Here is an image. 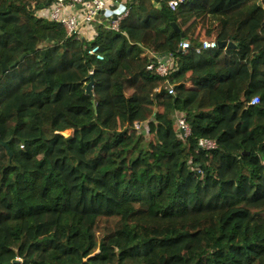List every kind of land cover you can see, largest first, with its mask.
I'll use <instances>...</instances> for the list:
<instances>
[{
    "label": "trees",
    "instance_id": "trees-1",
    "mask_svg": "<svg viewBox=\"0 0 264 264\" xmlns=\"http://www.w3.org/2000/svg\"><path fill=\"white\" fill-rule=\"evenodd\" d=\"M52 2L0 0V80L21 75L0 93V264H264V6L135 0L89 41L38 15Z\"/></svg>",
    "mask_w": 264,
    "mask_h": 264
},
{
    "label": "built area",
    "instance_id": "built-area-1",
    "mask_svg": "<svg viewBox=\"0 0 264 264\" xmlns=\"http://www.w3.org/2000/svg\"><path fill=\"white\" fill-rule=\"evenodd\" d=\"M135 0H53L52 4L38 10V15L43 16L51 21H56L63 24L67 35H76L83 39L92 41L96 38L97 27L105 25L108 29L119 30L120 22L129 16L133 8ZM156 7H161L162 0H153ZM188 0H167L169 8L176 11L180 5L186 3ZM45 12V13H44ZM107 22V24L105 23ZM85 32L87 34H85ZM83 36V37H82ZM217 40L205 39L202 48H198V52L206 49L217 47ZM190 43L183 41L181 48L188 49ZM99 45H92L88 48V53L95 56L99 60L104 59V55L100 52ZM152 57L157 58L152 60L148 65V69L154 70L159 75H168L171 62H167V57H161L151 53ZM165 89L169 93H175L173 85L166 84ZM161 87L155 89L160 92ZM261 103L259 96H254L249 105H257ZM153 116H157L158 108L156 107ZM179 128L184 131L187 137L190 134V127L186 119L176 114ZM142 122L136 123L140 125ZM200 146L210 149L216 146V142L212 139H201Z\"/></svg>",
    "mask_w": 264,
    "mask_h": 264
},
{
    "label": "rangeland",
    "instance_id": "rangeland-1",
    "mask_svg": "<svg viewBox=\"0 0 264 264\" xmlns=\"http://www.w3.org/2000/svg\"><path fill=\"white\" fill-rule=\"evenodd\" d=\"M85 34H87V33L85 32ZM18 76L21 77V75L19 73H18ZM18 76H16L15 74L2 76V78L0 80V93H2L5 90H7L10 87L11 82L14 79L18 78ZM170 85H172V84H170ZM176 114H178V115H180V116H182V117H184L186 119V117L183 114H181L180 112H176L175 113V115L173 116V117H175V119H176V116H177ZM186 121H187V119H186ZM176 123H177L178 129L181 130L179 128V126H178L177 119H176ZM187 123H188V121H187ZM188 125H189V123H188ZM189 127H190V125H189ZM134 128L137 131H139L142 134H144L145 136L150 137V134L155 130V124H154V122H152V119H151V120L143 121L140 125H136L135 124ZM190 132H191V128H190ZM64 135H65V133H64ZM71 135H73V131L69 130V134L65 135V137H67V136L69 137ZM182 135H183V139L184 140L188 137V136L187 137L185 136L184 131H182ZM59 157H61V155L57 156V158H59ZM65 171H67V169H65ZM68 173H69L70 178H71V184L74 187L75 195H77L78 191H79L78 184H79V181H80L81 174L79 172H74V171H70V170H68ZM75 199H77V198L75 197Z\"/></svg>",
    "mask_w": 264,
    "mask_h": 264
},
{
    "label": "water",
    "instance_id": "water-1",
    "mask_svg": "<svg viewBox=\"0 0 264 264\" xmlns=\"http://www.w3.org/2000/svg\"><path fill=\"white\" fill-rule=\"evenodd\" d=\"M259 4L264 6L262 0H259ZM173 26L175 27L176 31L177 32H181V29L180 27L176 24V23H173ZM182 37L184 38V34L182 33L181 34ZM218 45H219V48H230V47H236V45L233 43V42H218ZM25 58V55H23L21 57V59H18L16 60V62L14 63L13 66H16L20 61H22L23 59ZM10 66L7 65L6 63H3V68H2V71L5 72ZM90 82L87 84V87H86V94L92 96V101L93 103H95V98H94V92H93V84H94V78H93V73H91L90 75ZM0 142H1V137H0ZM4 145H8L7 142H2Z\"/></svg>",
    "mask_w": 264,
    "mask_h": 264
}]
</instances>
